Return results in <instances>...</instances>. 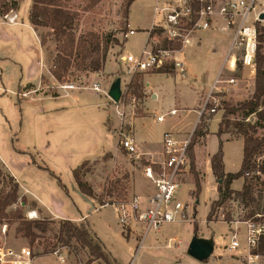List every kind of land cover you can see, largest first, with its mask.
<instances>
[{
  "label": "rangeland",
  "instance_id": "1",
  "mask_svg": "<svg viewBox=\"0 0 264 264\" xmlns=\"http://www.w3.org/2000/svg\"><path fill=\"white\" fill-rule=\"evenodd\" d=\"M122 1L53 0L58 5L56 7L70 15L72 23L61 37L51 36L45 47H40L39 35L51 32V29L42 27L34 29L38 38L36 40L32 30L28 27V14L32 0L16 2L20 3L17 11L18 19L15 21L16 26L0 25V44H3L1 53L8 58L4 62L0 61V88L6 92L0 97V110L3 112V115H0V166L5 171L4 175H10L8 169L15 176L20 185L21 194L27 198L32 196L40 198L48 208H52L58 213L61 212L66 218L77 217L79 212L85 215L86 209L92 206L71 192L66 195L47 172L32 166L34 160L46 166L60 178L64 186L68 187L72 178L71 170L83 161L94 158V161L85 165L82 173H87L86 179L83 178V180H87V183L92 187L95 195L93 203L95 202L97 208L100 198L112 202L113 205L109 206L115 208L120 204L129 203L131 200L130 174L135 169L142 171L144 167L142 156L136 159L128 155L120 146H117L119 150L117 157L105 153L109 151L114 155L116 141L121 139V134L133 135L130 119L133 116H143L142 109L137 105L142 99L135 101L133 105L128 98L121 100L128 82L136 75H140L141 81H143L144 75L158 72H136L134 75L126 73L127 65L120 61V57L140 56L147 37L145 31L141 29H135V35H128L126 38L127 33L120 32ZM12 3L15 2L0 0V12L10 8ZM146 3H152V0H135L131 4L128 18V20L130 19L128 25L130 24L131 27L129 28L148 26L150 9H143ZM1 16L5 22L7 15ZM14 34H19V36H14ZM68 35L74 38L75 43L86 42L89 53L94 52L91 58L98 56L104 42L114 38L118 40L119 45L110 43L104 67L97 73V78L94 81L90 80L93 73H88L85 70L81 57L72 60L62 82H57L52 77L50 72L54 67L61 66V57L66 55L65 44ZM206 35H216L215 38L223 36V34L215 32H209ZM231 37L232 35L230 39ZM6 38L8 39L6 40ZM125 39L126 42L123 44ZM121 43L122 45H120ZM149 45L156 47V42H151ZM223 48H226L225 44L221 49ZM262 53H264V44H262ZM42 64L45 66L44 73L37 79V72L42 69ZM176 72L178 74V71ZM250 73L249 69L241 70L240 68L221 73L220 79L225 81L232 78L235 80V84H222L220 92L214 95L218 103L215 113L211 114L207 111L204 113L205 117H212V121L206 120V124H210L211 131L216 130L217 121L220 122L222 119L226 107H235L237 104L251 99L254 92L255 70L253 75ZM120 78L121 97L117 103L111 101L105 94L95 93L91 90L94 84H99L100 90L108 93L115 80ZM209 79H205L206 85L209 84ZM147 81L153 86L162 87L165 102L169 103L176 98L185 108L194 110L198 107L199 98L192 90L183 86L182 91L178 93L174 88L178 84L186 85L184 80L178 82L174 77L151 76ZM62 86H73L74 90L65 99L53 100L60 96V87ZM204 102L205 97L202 96L199 101V110H202ZM165 106L163 109L155 107V111L153 107L148 106L151 115L134 122L135 134L133 138L137 148V141L147 142L145 137L147 133L158 136L165 128L170 129L169 133H175L177 130L182 134L185 133L183 131L186 130V126L189 128L197 118L195 112L187 109L186 113H183V108L176 105L174 107L179 109L178 114L175 117L166 118L163 123L159 124L155 121L153 114L157 116L164 113ZM208 106V109L212 108L211 105ZM56 109L59 111H55ZM116 109L121 114L117 115ZM259 110H264V98L260 101ZM107 118L111 122L110 132L113 133L107 132L103 125ZM227 119L230 124L223 125L222 131L229 140L241 138V133L244 131L257 138L264 135V123L258 122L254 114L246 117L243 111H237L235 115L227 116ZM252 126H257L255 131L251 129ZM47 143H49V148H46ZM144 148L146 147L144 146ZM198 148L197 165L194 149L193 155L200 185L203 182L201 191L198 196L194 194L195 188L192 190L193 177L190 172L180 179L178 189L179 201L191 212V215L187 217L189 222H174L164 226L161 237L158 238L156 256L160 258V261L162 260V264H170V258L175 254L176 243H173L172 249H167L166 245L169 239L178 238L182 243L190 239V243L194 238L193 223H195V235L211 238L214 246L213 255L221 257V259H214L212 256L202 264H245L244 258L247 255L246 225L251 220L264 223V175L248 177L247 183L250 185L252 201H229L217 210L213 222L207 223L209 201L214 200L215 197L212 185L214 182V186L218 185L213 179L210 165L207 162L208 154L217 148L216 137L212 136L207 143L205 157L202 156L203 147L199 146ZM98 157L100 158L98 159ZM241 160L239 144H229L225 148V172H238ZM254 160L258 164L264 163V153L256 155ZM5 182L6 179L0 183V189L5 186ZM137 185L140 189L144 188L142 182L140 184L138 182ZM232 188L241 190L240 181H234ZM108 189L114 190L110 197L106 193ZM21 194L17 203L7 209L8 218L2 225L6 226L4 234L1 232L2 226L0 228V246L13 249L29 248L35 256L33 264H86L90 259L87 250L80 248L74 240L67 236L59 240V223L68 220L52 218L50 214L43 212L34 221H43L44 230L33 229L37 238L32 244L24 237L20 223L29 221L26 220L25 215L33 209V206L25 202L26 200ZM196 202L198 203L196 204ZM95 205L93 204V206ZM115 208L109 207L90 212L86 217L87 222H70L80 226L83 230L88 224L107 251L113 258H117L120 264H146L148 260L152 259V255L148 257V251L143 248L136 251L139 238L123 232L118 224ZM18 215L21 219L16 218ZM227 217L230 220L229 223L224 221ZM233 236L239 243V249L230 253L227 249ZM128 239L129 241H127ZM258 257V264H264V254L258 255ZM59 258H62L63 262ZM108 260L107 264H113L109 255ZM93 264L106 263L94 261Z\"/></svg>",
  "mask_w": 264,
  "mask_h": 264
},
{
  "label": "built area",
  "instance_id": "2",
  "mask_svg": "<svg viewBox=\"0 0 264 264\" xmlns=\"http://www.w3.org/2000/svg\"><path fill=\"white\" fill-rule=\"evenodd\" d=\"M155 13L161 16V21L152 26L151 32L158 33L161 43H165L166 47L161 44L152 48L149 43H146L140 56H121L120 61L127 65V74L153 72L167 66H172L174 70L182 73L184 70L173 54L181 52V49L190 43L191 37L197 32L210 30L215 16L221 18L232 35L222 72L238 68L249 69L251 72L255 70L254 60L258 37L261 36V30L264 28V18H261L264 16V0H171L165 8H155ZM16 19V15L5 17L9 24L15 23ZM133 34L134 31H129L125 38ZM220 78L221 73L211 86L200 115L206 111L215 113L218 103L214 95L220 92L222 84H235L232 78L225 81ZM91 90L107 96V92L100 90L99 84H94ZM125 98L131 101V105L137 101L132 95L126 93V90L121 100ZM208 105L212 108L208 109ZM115 113L121 114L118 109ZM175 114L176 110H169L156 117V122L162 123L164 119L173 117ZM190 137L191 135L179 140L172 133H164L160 161L146 164L142 170L154 188L146 207H142L140 200L133 197L129 203L120 204L115 208L118 224L123 232L138 237L139 243L149 232L157 231L166 224L185 218L187 208L178 199V189L180 179L190 172V160L187 155ZM118 146L136 159L142 156L130 134H121ZM25 218L34 221L38 219V215L36 211H28ZM246 226L247 255L244 261L245 264H258L259 257L254 252L264 232V225L248 222ZM5 231L6 226H2L1 232L4 234ZM238 247L239 243L233 236L229 250H236ZM34 258V254L27 247L13 249L0 246V264H33ZM59 259L63 262L62 258Z\"/></svg>",
  "mask_w": 264,
  "mask_h": 264
},
{
  "label": "trees",
  "instance_id": "3",
  "mask_svg": "<svg viewBox=\"0 0 264 264\" xmlns=\"http://www.w3.org/2000/svg\"><path fill=\"white\" fill-rule=\"evenodd\" d=\"M18 0H13L10 8L4 9V11L0 14L5 15L10 10H17V2ZM135 0H123L122 5L120 7V18L121 22L119 23L120 32L122 34H126L129 32L128 30V18H129V8L131 4ZM47 6V7H46ZM56 3L53 0H32V5L28 14V22L33 27V29L42 27L49 28L51 32L41 33L39 35V45L40 47H45L48 39L51 36H55L56 38L61 37L65 34V30L71 26L72 19L68 13L61 11L59 7H56ZM49 7V8H48ZM55 7V8H54ZM262 34L258 37V46L255 55V76H254V92L250 100L239 103L235 107H226L224 115L220 122L218 123V129L216 132V136L218 137V148L215 154H213L210 158V170L212 176L216 180L217 184V200L212 201L209 206V211L206 216V222L210 223L216 217V212L223 206H225L229 201H237V202H250L252 201L250 185L247 183L249 176H257L264 175V163L258 164L255 162L256 155L264 153V135L261 138L254 137L249 135L247 132H243V148H242V160L240 169L236 173H225L224 164H223V151H222V141L220 140L221 135L224 133L222 131L223 125H229L230 122L227 119V116L235 115L237 111H243L244 116L255 115L258 122L262 121L264 123V110H259L260 101L264 98V53H262V44H264V28H262ZM126 39L123 41L125 44ZM110 43L114 45H119L117 39H112L106 41L102 45V49L100 53H98L97 57H92L91 55L94 53H89L87 49L86 42L79 41L78 43L74 42V38L68 35L67 43L65 44V53L63 57H61L62 64L61 66H56L50 72L52 77L57 82H62V78L66 73L67 69L71 66L72 60H75L77 57H81L82 62H84L85 70L88 73L97 74L102 71L104 67V63L106 60V54L109 48ZM164 47H166L165 43H161ZM122 45V43L120 44ZM97 51V49H96ZM90 58V59H89ZM89 59V60H87ZM174 71L172 66H167L161 70H158L157 73L161 74H172ZM143 84L140 78V75L134 76L130 83L126 86V93L132 95L136 100H141L144 97ZM212 117H205V114L202 113L199 117V122L196 125L193 133L190 137V142L187 147V155L190 160V173L193 177L194 184V194L199 195L201 191L200 180L198 179V175L195 171L194 165V155L193 149L196 143L200 138H204L209 134L208 124H206V120H211ZM107 131L111 130V122L109 118L106 119L104 123ZM257 126H252L251 129L253 131L256 130ZM88 162H82L79 166L71 170V175L74 180V183L78 189V192L92 200H95V195L92 187L83 180L85 177V173H82V169ZM32 164H35L32 162ZM148 163H144L146 165ZM38 169L43 170L48 173L50 177H52L57 185L68 194L67 188L61 183V180L58 176H56L53 172H51L46 166L38 165ZM4 169L0 166V183H3V180L6 179L5 186L0 189V228L6 219L8 218L7 209L12 205L16 204L19 196V186L18 183L11 175H4ZM7 172V171H6ZM239 179L243 180V185L241 190L235 191L231 188V185L234 181ZM114 190L108 189L106 191L107 195L110 197ZM97 204L99 207H104L106 205H113L112 202H107L103 199H99ZM17 219H21L20 215L16 216ZM226 223H229L230 220L227 217L224 220ZM250 222L264 225V223L258 222L256 220H251ZM44 222L43 221H22L20 223L21 231L23 232L24 237H26L31 244L37 238L33 229L37 231L44 230ZM84 226V225H83ZM193 233H196V224L193 223ZM91 234V235H90ZM59 240H62L64 236H67L69 239L74 240L82 249L88 251V255L90 259L86 262V264H91L94 261H103L104 263H108V255L104 253L103 247L99 239L89 232V230L82 229L80 226L75 225L70 221H62L59 223ZM256 255L264 254V232L259 238L258 247L254 252ZM205 262V261H204ZM114 264L115 262L112 261Z\"/></svg>",
  "mask_w": 264,
  "mask_h": 264
},
{
  "label": "crops",
  "instance_id": "4",
  "mask_svg": "<svg viewBox=\"0 0 264 264\" xmlns=\"http://www.w3.org/2000/svg\"><path fill=\"white\" fill-rule=\"evenodd\" d=\"M170 1L171 0H152V3H146L143 9L144 10L147 9V8L150 9V16L148 17V21H149L148 22V26H145V28H138V27L129 28V27H131L130 24H129L128 25V30L129 31H134V33H135L136 32L135 29H139V30L141 29L142 31H145V34H146V37H147L146 43H150L151 44V42H156V46H160L161 45V39H160L158 33L151 32L152 26L157 24V23H159L161 21V16L160 15H156L155 8H165L168 5V3H170ZM19 5H20V3H17V10H10L5 15H7L8 17L16 15L17 19H18L17 11H18ZM31 5H32V3H31ZM30 8H31V6H30ZM30 8H29V10H30ZM1 15L2 14H0V25L1 26L2 25L3 26H10V27L11 26H16L15 23L9 24L6 21L4 22V20L1 18L2 17ZM128 23H130V19L128 20ZM28 27L32 30L33 35L35 36L36 40H38L37 35L35 34V31H34L33 27L29 23H28ZM209 32H215L217 34L220 33V35L223 34V36H221L219 38H215L214 36H216V35H214V36L213 35H211V36L206 35ZM134 35L135 34H133L132 36H134ZM227 35L229 37L228 39H227ZM14 36H19V34H14ZM230 36H231V33L226 29L224 22L221 20V18H219L218 16H215V17H213V25H212V28L210 30L197 32L195 35H193L191 37L190 43L188 45L184 46L181 52L176 54L175 58L181 64V66H182V68L184 70L182 73H180L178 70H174L172 74L151 73V74L144 75L143 81H142L143 88H144L143 89L144 97L137 104L142 109L143 116H140V117H134L133 116L130 119V125H131V128H132V134L133 135L135 134L134 133L135 132L134 131V128H135L134 127V122L136 120H139V119H145L147 116L151 115L150 112H149L148 106L153 107V110L155 111V109H156L155 107H161L163 109V107L166 105L165 106L166 110H165L164 113H166L169 110H176V114L173 117H175L178 114V110H179V109H177L174 106L178 105L179 107H182L183 108V110H182L183 113H186L185 111L188 109V108H185V106L181 104L180 100L176 99V98L173 99V101H171L169 103L165 102L164 101L165 97H163V95H162V87L153 86L150 82L147 81V79L150 78L151 76H164V77H174L175 79L177 78L178 82H182L184 80L186 85L178 84V85H175V87H174V88L177 89L178 93H180L182 91V89H183L182 87L183 86H186V88H188L189 90H192L193 93H195V95L199 98V101H200L202 96H204L206 98V96L208 95V93L210 91V88L213 85L215 79L217 78V76L220 73H222L223 62L226 59V57L228 55V51H229ZM7 39L8 38H6V40ZM224 44H225L226 48L225 49L224 48L221 49L222 46H224ZM2 45L3 44H0V61L4 62V61L8 60V58L5 57L1 53V50L3 49ZM145 47H146V44H145ZM145 47H144V49H145ZM150 47L153 48L154 45H151ZM218 61H220V63L217 64ZM44 67H45L44 64H42V69H40L38 72L36 71L37 74H38V75L36 74L37 75V79L39 78L40 75H42L44 73V69H45ZM243 70H247V69H243ZM176 71H178V74H177ZM253 72H251L250 74L253 75L252 74ZM97 75L98 74L91 75L90 80L94 81L97 78ZM206 78H208V79L210 78L208 85L205 84V79ZM120 81H121V78H120ZM120 84H121V82H120ZM30 85H33V84H30ZM78 89H83V88H78ZM73 90H74V88L71 89V90L70 89H67V90H62L61 89L60 96L56 97L53 100L58 101V100L65 99V98L69 97V95L71 94L70 92L73 91ZM5 93L6 92H3V89L0 88V97H2ZM199 101H198V107L197 108H195L194 110L193 109H191V110L188 109L189 111L195 112V114L197 116V118H196L195 122L193 123V125L189 126V128H187V126H186V130L183 131L185 133L180 134V133H178L177 130L175 131V133H172V134H174L177 137V139H180V138L184 139V138L190 136L193 133L196 125L199 122V117H200V112H201V110L198 109L199 105H200ZM57 109H59V108H57ZM57 109L55 111H59ZM61 109H63V108H61ZM164 113H160L157 116L155 114H153V116L155 118V121H156V117H158V116H160V115H162ZM0 115L1 116L3 115V112L1 110H0ZM113 117H114V115H113ZM164 121H165V119H164ZM211 121H210V123H211ZM104 123H105V121H104ZM104 123H103V125H104ZM217 123H219V120L217 121ZM104 127H105V125H104ZM208 127H209V130H208L209 134L206 135L204 138H200L198 140V142L196 143L195 147H194L196 165H197V151L199 149L198 147L199 146L203 147V150H202L203 155L202 156L205 157V149L207 147V143L209 142V140L211 139L212 136L216 137L217 148H218V140L219 139L215 135L216 132H217V129H218V125H217L216 130H214V131L210 130V124L208 125ZM105 129H106V127H105ZM106 131H107V129H106ZM169 131H170V129H165L164 128L159 133L158 136L156 134H153V133H147L145 135V137L147 139V142H145V141H137L138 142L137 150H138L139 154L142 155L144 163H148L149 164V163H154V162L156 163V162L160 161L162 136H163L164 133H169ZM107 132L113 133V132H110V131H107ZM220 140L222 141L223 164H224V158H225V148L231 143L239 144V147L241 149V158H242V148H243V139L242 138L239 137V138H234L233 140H229L226 137L225 134H222L221 137H220ZM117 146H118V140L116 141V151H115L114 155L111 152H109V151H107L105 153H109L111 156L117 157L118 152H119V150L117 149ZM144 146L146 148H144ZM46 148H49V143L46 144ZM152 148H154V149H152ZM217 148H216V150L214 152L208 154L207 162L209 163V165H210V158H211V156L213 154H215V152L217 151ZM100 157H102V156H100ZM100 157H98V159ZM94 160H95L94 158H91L90 160H86V162H92ZM83 162H85V161H83ZM34 163L35 164H33L32 166H35L36 168H37L38 165H41L37 160H34ZM1 164H2V162H1ZM7 171L15 179V176L12 175V173L8 169H7ZM224 171H225V166H224ZM203 173H204V171H203ZM225 173H227V172H225ZM85 174L86 175H85L84 178L86 179L87 173H85ZM130 175H131L130 196H131V198L137 197L140 200L141 206L142 207H146V205H147L146 203H147L148 198L153 194V190H154L153 185L144 176V174H143V172L141 170H136L135 169V170H133L131 172ZM203 175H204V178H205V173ZM135 178H136L137 182H136ZM213 179H214V177H213ZM15 181L17 182V179H15ZM237 181H240L241 188H242L243 180L239 179ZM85 182H88V181L85 180ZM138 182H139V184L142 182L144 188L140 189L139 185H137ZM202 183H201V186L203 185ZM214 184H215V182L212 185L213 188H214L215 197L213 198L214 200H212V201L217 200V196H218L217 195V190H216L217 186H214ZM192 185H193V187H192V190H193L194 184L192 183ZM18 186H19L18 196H20L21 193H20V185H19V183H18ZM232 186H233V183L231 185V188H232ZM65 187L67 188L68 192H71L73 195L77 196L78 198H81V200L83 202H86L87 204L92 206V207H89V208L86 209L85 215H82L81 212H79V216H77V217H71V218L67 217L66 218V216L62 215L61 212L58 213L56 210L53 211L52 208H48V206H46L44 204V202L40 198H38L36 196H32L31 198H27L23 194H21V196L26 200L25 202H27L28 204H32L33 209L31 211H36L37 215H42V213L44 212V213L50 214V216H52V218L65 219V220H68V221H75V222H81V221H84V222L86 221L87 222V218H86L87 215H89L90 212L96 211L97 209H104V208H109V207L115 208L114 206H109V205L97 208V205H95V202L93 203V200L81 195L78 192V189H77V187H76V185L74 183L73 178H71V180L69 181V186L68 187L65 186ZM233 190H235V189H233ZM235 191H239V190H235ZM212 201H209V206H210V203ZM197 203L198 202H196V204ZM93 204L95 206H93ZM63 205H64V203H63ZM188 212H189V210H186L184 219H178L175 222H189V219H187V217H189L191 215V212H189V213ZM169 224H172V223H169ZM169 224H166V225H169ZM166 225H164V226H166ZM164 226L161 227L157 231L149 232L142 239V241L140 243H139L140 239H139V241L137 243L136 251H139V249L143 248V249H146L148 251V254H149L148 257L152 255V259L148 260V262H146V264H162V260L160 261V258L156 256V254H157L156 249L158 248V246H157L158 245V238L161 237V234H162V232L164 230ZM85 227L89 230L90 233L95 234L93 232V230H91V228L89 227L88 224L85 225ZM132 228H134L133 225H132ZM95 236H96V234H95ZM195 237L210 241L213 244L212 239L207 237V236L197 237V235L194 234V238ZM189 240L188 241L186 240L185 242L182 243L181 240H179L178 238L169 239V242L166 245L167 249H172L173 243H176V248L174 249L175 254L173 255L174 257L170 258V264H198V263L202 264V263H204V262L195 261L194 259L189 257V255L187 254V250H188V246H189V244H188ZM99 241H100V239H99ZM127 241H129V239ZM230 244H231V241H230ZM230 244H229V246H230ZM101 245L103 247L104 252H106L109 255V257L111 258V261H114L116 264H120L118 262L117 258H113L111 256V254L107 251V249L105 248V246H104V244L102 242H101ZM180 245H182V247H180ZM237 249H239V247ZM236 250H229V247L227 249V251L230 252V253L234 252ZM213 251H214V246H213ZM212 256H214L213 253L209 257V259ZM213 258L214 259H216V258L217 259H221V257H219V255H216ZM209 259H207V260H209Z\"/></svg>",
  "mask_w": 264,
  "mask_h": 264
},
{
  "label": "water",
  "instance_id": "5",
  "mask_svg": "<svg viewBox=\"0 0 264 264\" xmlns=\"http://www.w3.org/2000/svg\"><path fill=\"white\" fill-rule=\"evenodd\" d=\"M261 18H264L262 16ZM107 96L111 99V101L117 103L121 97V90H120V79H116L113 85L111 86L110 90L107 93ZM221 181L218 182V184ZM213 253V244L210 241L200 239V238H193L189 243L187 254L189 257L194 259L197 262H204Z\"/></svg>",
  "mask_w": 264,
  "mask_h": 264
},
{
  "label": "bare ground",
  "instance_id": "6",
  "mask_svg": "<svg viewBox=\"0 0 264 264\" xmlns=\"http://www.w3.org/2000/svg\"><path fill=\"white\" fill-rule=\"evenodd\" d=\"M60 89H62V90H67V89H73V88H69V87H66V86H62V87H60ZM62 262V261H61Z\"/></svg>",
  "mask_w": 264,
  "mask_h": 264
}]
</instances>
